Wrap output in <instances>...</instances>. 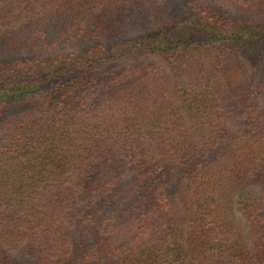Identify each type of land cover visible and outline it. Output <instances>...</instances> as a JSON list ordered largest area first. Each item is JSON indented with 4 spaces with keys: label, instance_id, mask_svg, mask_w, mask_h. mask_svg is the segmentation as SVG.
Segmentation results:
<instances>
[{
    "label": "trees",
    "instance_id": "obj_1",
    "mask_svg": "<svg viewBox=\"0 0 264 264\" xmlns=\"http://www.w3.org/2000/svg\"><path fill=\"white\" fill-rule=\"evenodd\" d=\"M215 1L0 0V264H264V0Z\"/></svg>",
    "mask_w": 264,
    "mask_h": 264
},
{
    "label": "rangeland",
    "instance_id": "obj_2",
    "mask_svg": "<svg viewBox=\"0 0 264 264\" xmlns=\"http://www.w3.org/2000/svg\"><path fill=\"white\" fill-rule=\"evenodd\" d=\"M210 1H213L214 3L218 4V6H220L221 9H223L226 12L233 13V14L237 13V10L230 5L218 3L215 0H210ZM187 2L188 0H166L167 4H165V7H163L162 11L165 15H169L171 13H172L171 15H175V13L173 14V12H177V13H180V15H183L185 11V5ZM126 31L127 29L124 31L125 34L122 35V38L135 37L137 35L144 33L143 27H132V28H129L127 32Z\"/></svg>",
    "mask_w": 264,
    "mask_h": 264
}]
</instances>
